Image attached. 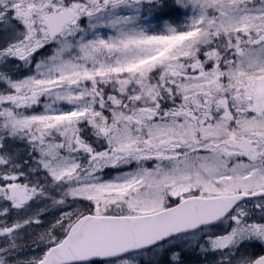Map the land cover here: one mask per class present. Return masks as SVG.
Returning a JSON list of instances; mask_svg holds the SVG:
<instances>
[{
    "label": "snow or ice",
    "instance_id": "snow-or-ice-1",
    "mask_svg": "<svg viewBox=\"0 0 264 264\" xmlns=\"http://www.w3.org/2000/svg\"><path fill=\"white\" fill-rule=\"evenodd\" d=\"M0 264H264V0H0Z\"/></svg>",
    "mask_w": 264,
    "mask_h": 264
}]
</instances>
